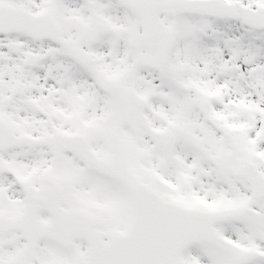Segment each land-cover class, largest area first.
Listing matches in <instances>:
<instances>
[{"label":"snow or ice","instance_id":"6c2138e0","mask_svg":"<svg viewBox=\"0 0 264 264\" xmlns=\"http://www.w3.org/2000/svg\"><path fill=\"white\" fill-rule=\"evenodd\" d=\"M0 264H264V0H0Z\"/></svg>","mask_w":264,"mask_h":264}]
</instances>
